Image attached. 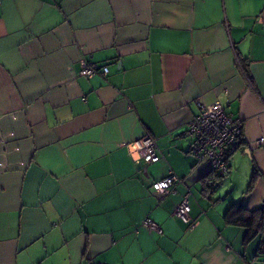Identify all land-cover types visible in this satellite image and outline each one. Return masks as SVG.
<instances>
[{"label":"crops","instance_id":"crops-1","mask_svg":"<svg viewBox=\"0 0 264 264\" xmlns=\"http://www.w3.org/2000/svg\"><path fill=\"white\" fill-rule=\"evenodd\" d=\"M214 103L243 142L206 190L187 130ZM145 134L155 162L127 148ZM233 202H264V0H0V264H264Z\"/></svg>","mask_w":264,"mask_h":264},{"label":"built area","instance_id":"built-area-1","mask_svg":"<svg viewBox=\"0 0 264 264\" xmlns=\"http://www.w3.org/2000/svg\"><path fill=\"white\" fill-rule=\"evenodd\" d=\"M96 73L106 75L107 66L100 67L96 63L86 62L80 70V74L85 77H91ZM187 133L192 138L190 153L196 159L205 158L213 175L224 176L228 172L230 156L243 142V123L240 118L226 112L219 103L199 105V112L189 123ZM127 148L134 159L155 162L160 158L155 139L147 134L127 143ZM177 181L179 177L170 172L153 181L152 188L161 195L166 194ZM187 197L188 194L183 196L172 216L180 218L185 223H190V204ZM193 225L194 223H190V226ZM141 226L147 230L162 233L160 225L151 217L143 218Z\"/></svg>","mask_w":264,"mask_h":264},{"label":"trees","instance_id":"trees-1","mask_svg":"<svg viewBox=\"0 0 264 264\" xmlns=\"http://www.w3.org/2000/svg\"><path fill=\"white\" fill-rule=\"evenodd\" d=\"M221 177L223 176H216L210 172L205 181V189H213ZM224 219L227 224L245 227L247 229L246 240L256 236L259 239L264 237V202L251 209L241 203L233 202L227 208Z\"/></svg>","mask_w":264,"mask_h":264},{"label":"rangeland","instance_id":"rangeland-1","mask_svg":"<svg viewBox=\"0 0 264 264\" xmlns=\"http://www.w3.org/2000/svg\"><path fill=\"white\" fill-rule=\"evenodd\" d=\"M244 165H245V163H241V165L239 166V168H238V170H237V172H236V176H237L236 180H239V178H240V170L242 169V167H244ZM225 177H226V176L221 177V179L215 183V187H220V186H222L223 183H224V179H225ZM241 182H242V181H241ZM220 184H221V185H220ZM244 188H245V187H244ZM224 190H225V189H224ZM244 190H245V189H244ZM224 193H225L224 191H221V194H222V195H223Z\"/></svg>","mask_w":264,"mask_h":264}]
</instances>
